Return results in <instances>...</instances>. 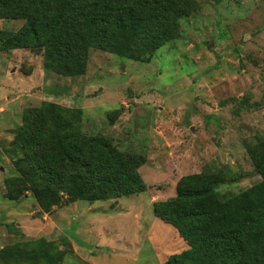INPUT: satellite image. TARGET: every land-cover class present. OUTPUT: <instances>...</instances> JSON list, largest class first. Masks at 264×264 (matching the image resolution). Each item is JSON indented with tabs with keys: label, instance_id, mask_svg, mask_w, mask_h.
I'll return each instance as SVG.
<instances>
[{
	"label": "rangeland",
	"instance_id": "1",
	"mask_svg": "<svg viewBox=\"0 0 264 264\" xmlns=\"http://www.w3.org/2000/svg\"><path fill=\"white\" fill-rule=\"evenodd\" d=\"M194 1L179 38L148 62L92 48L86 74L65 77L45 69L42 50L0 44V144L13 140L25 111L45 102L81 110L82 135L144 158L139 173L147 187L46 213L31 193L4 197V179L15 169L0 151V250L45 240L62 252V264H165L186 248L153 204L174 197L182 177L223 174V194L261 180L248 148L264 136V0ZM23 24L0 20V31ZM31 262L0 257V264Z\"/></svg>",
	"mask_w": 264,
	"mask_h": 264
},
{
	"label": "trees",
	"instance_id": "2",
	"mask_svg": "<svg viewBox=\"0 0 264 264\" xmlns=\"http://www.w3.org/2000/svg\"><path fill=\"white\" fill-rule=\"evenodd\" d=\"M221 2L223 0H214ZM194 0H0V20H22L17 32L0 31L3 50L38 49L45 69L65 77L86 74L92 48L148 62L180 36V22ZM81 110L53 102L23 114V123L0 151L12 159L15 174L4 179V197L18 201L31 193L46 213L77 201H107L146 191L140 155L110 140L77 129ZM2 142V141H1ZM261 180L236 194L218 191L223 174L182 177L176 195L154 202L155 217L170 225L186 250L165 264H264V136L248 148ZM1 155V153H0ZM34 248H2L4 262L62 264V252L40 240ZM107 251V250H106Z\"/></svg>",
	"mask_w": 264,
	"mask_h": 264
}]
</instances>
